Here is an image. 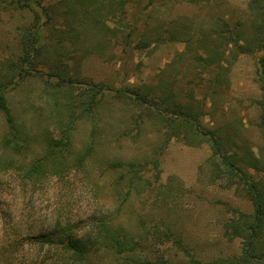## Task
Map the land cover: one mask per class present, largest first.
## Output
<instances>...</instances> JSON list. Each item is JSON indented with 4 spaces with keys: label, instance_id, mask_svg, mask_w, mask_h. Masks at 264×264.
I'll use <instances>...</instances> for the list:
<instances>
[{
    "label": "rangeland",
    "instance_id": "rangeland-1",
    "mask_svg": "<svg viewBox=\"0 0 264 264\" xmlns=\"http://www.w3.org/2000/svg\"><path fill=\"white\" fill-rule=\"evenodd\" d=\"M118 1L97 0L94 6L102 21L96 23L86 17L93 5L83 8L77 0H0L4 70L22 53V31L49 22L41 29L47 45L40 57L43 64L9 94L10 106L28 134L29 147L21 154L3 147L7 126L0 113V245L27 223L38 234L50 231L58 220L72 221L78 223L75 234L83 238L92 224L107 220L113 229L143 243L142 257L159 263L188 264V255L203 262L237 255L242 240L228 239L225 223L233 209L253 213L254 206L226 176L214 177L208 160L212 141L218 140L223 152L235 154L238 164L264 184V164L256 168L253 159H262L264 148V48L256 27L262 20L252 0H124L123 8ZM71 6L74 13H67ZM219 20L242 31V43L252 48L233 65L215 55L208 61L198 58L208 57L206 41ZM132 26L149 44L138 45L140 37L130 46L124 44ZM221 50H226L224 45ZM58 72L75 82L62 85L60 107L52 112L50 93ZM92 84L105 89L95 120L82 117L78 104ZM119 88L149 94L142 109L150 115L139 125L133 118L142 110L132 98H114ZM168 95L202 109L200 129L208 133L203 142L190 139L180 118L163 110L161 99ZM71 117H76L71 159L87 148L95 123L94 154L83 167L70 166L63 175L37 183L23 180L22 165L42 154L44 135L59 136V127ZM168 132L170 143L160 151ZM155 159L162 172L157 183ZM112 161L145 163L143 176L150 189L139 194L122 185L120 173L108 167ZM51 249L37 246L28 252L47 259L55 253ZM89 263L125 264L106 247Z\"/></svg>",
    "mask_w": 264,
    "mask_h": 264
},
{
    "label": "trees",
    "instance_id": "trees-1",
    "mask_svg": "<svg viewBox=\"0 0 264 264\" xmlns=\"http://www.w3.org/2000/svg\"><path fill=\"white\" fill-rule=\"evenodd\" d=\"M96 3H98L97 0H77V4L83 8L93 5V8L89 9L93 11H86V17L92 18L97 23L101 22L102 19L99 17L98 7L94 6ZM252 4V8L257 11V16L262 20L256 27L262 33L259 40L264 48V8H262L260 0H252ZM118 5L123 8L125 1L119 0ZM74 8L75 6H71L67 13H74ZM45 12L46 15H49L47 10ZM219 21L209 34L210 41H206V43L209 42L208 57L204 58L198 55V58L199 60L205 59L208 61L209 57L215 55L224 60L226 59L229 65H233L241 54L250 53L252 48L242 43V31L233 30L224 20ZM48 23L33 28H25L22 31L23 36L21 39L22 53L6 63V70L0 68V113L4 116L7 126L2 145L14 154H21L28 148L29 139L26 130L17 120L10 106L9 94L27 75L39 71L40 57L47 50V45L43 42L41 29ZM53 29L56 30V27ZM138 34L137 27L132 26L130 31L123 37L124 44L130 46L135 37H140L138 45L149 44L144 34ZM52 38L54 37L52 36ZM223 45L226 50H221ZM262 64L264 67V58H262ZM55 76L58 78L57 83L54 85L56 89L50 93L52 112L60 107L58 93L62 85H71L75 82L73 81L74 78L65 77L63 73L58 72ZM217 80L219 79L217 78ZM104 90L100 85L92 84L90 88L82 93L83 99L78 101V104L83 107L80 111L82 117L95 120L97 116L95 110L103 98ZM113 94L114 98L117 99L132 98L134 105L140 107L139 109L142 111L133 118L135 124L139 125L140 122L144 121V117L150 115L142 109L149 99V94L144 90L119 88ZM173 96L168 95L161 99L163 110L180 118L184 125L183 131L190 139L197 140V143L203 142L208 133H204L200 129L202 109L192 107L190 103L178 102ZM75 118L71 117L64 126L59 127V136H54L50 132L44 135L42 154L27 166L22 165V169H25L23 180L37 183L46 177L63 175L70 166L83 167L85 161L94 154L98 128L95 123L87 148L82 154L74 157L75 159H71V140ZM262 126L264 129V114L262 116ZM167 134L165 144L158 149L160 151L170 143L172 134L170 132ZM212 148L213 156L208 161L212 165L213 176L217 178L226 176L231 186L236 185V189L252 201L254 212L245 213L233 209V217L225 223L226 237L230 240L237 238L242 240L239 254L220 257L210 262H203L188 255V264H264V184L255 180L251 174H248L238 164L239 159L235 154L229 155L223 152L222 144L218 140L212 141ZM261 155L262 159H260V156L257 158L252 157L256 168H261L260 164L262 162L264 164V148ZM215 156H218V162L215 160ZM153 165L156 171L155 183H157L160 181L162 173L160 161L155 159ZM108 167L110 170L120 173L118 182L129 187V189L135 190L139 194L150 189V181H147L143 176V170L146 168L145 163L139 161H112L108 163ZM77 227L78 223L74 224L72 221L62 223L58 220L50 231L36 234L32 232L33 226L27 223L26 227H21L13 236L5 237L4 243L0 245V264H47L53 259L50 264H90V257L97 254L104 247L111 249L119 259H123L125 264H168L164 260L159 263L149 257H142L141 255L144 253L141 250L144 247L143 243L117 228L113 229L107 220H99L92 224L83 238L75 234ZM176 242L180 244V241L176 240ZM37 246L52 248L51 250H54L55 253L48 256L47 259L44 257L36 259L28 252V248Z\"/></svg>",
    "mask_w": 264,
    "mask_h": 264
}]
</instances>
